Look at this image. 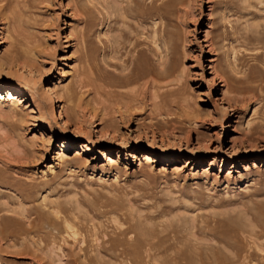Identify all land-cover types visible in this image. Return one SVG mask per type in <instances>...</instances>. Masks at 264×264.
<instances>
[{
  "label": "rangeland",
  "instance_id": "obj_1",
  "mask_svg": "<svg viewBox=\"0 0 264 264\" xmlns=\"http://www.w3.org/2000/svg\"><path fill=\"white\" fill-rule=\"evenodd\" d=\"M8 2L0 264H264V0Z\"/></svg>",
  "mask_w": 264,
  "mask_h": 264
},
{
  "label": "bare ground",
  "instance_id": "obj_2",
  "mask_svg": "<svg viewBox=\"0 0 264 264\" xmlns=\"http://www.w3.org/2000/svg\"><path fill=\"white\" fill-rule=\"evenodd\" d=\"M1 1V0H0ZM8 0H2L1 1V3H0V19H1V10L2 9H6L7 8V6H8ZM125 9V8H124ZM3 15V14H2ZM6 15V14H5ZM8 16V15H7ZM14 16V15H13ZM6 17V16H5ZM17 18V17H16ZM9 20V19H8ZM17 20V19H16ZM19 21V20H18ZM1 22V21H0ZM3 22V21H2ZM16 22V21H15ZM4 23V22H3ZM19 23V22H18ZM19 28V27H18ZM146 31V30H145ZM140 41V40H139ZM91 48V47H90ZM90 51V50H89ZM93 51H95V50H93ZM92 51V52H93ZM139 69H141V68H139ZM144 73H143V70H140V72L137 70V71H135V70H132L131 71V73H129V74H126L124 77H123V79H122V82L123 83H125V84H131V83H134V82H136V81H138L139 80V78H140V76L141 75H143ZM149 82V81H148ZM83 84V83H82ZM121 94V93H120ZM144 95H145V91H143V93H142V98H144ZM122 96V95H121ZM123 96H124V94H123ZM137 96V95H136ZM128 97H130V95L128 96ZM132 97H134V96H132ZM138 97V96H137ZM135 98V97H134ZM139 98V97H138ZM132 99V98H131ZM136 99V98H135ZM134 99V100H135ZM138 100V99H137ZM139 100H141V98L139 99ZM25 215V214H24Z\"/></svg>",
  "mask_w": 264,
  "mask_h": 264
}]
</instances>
